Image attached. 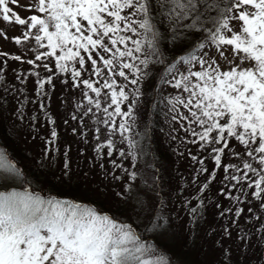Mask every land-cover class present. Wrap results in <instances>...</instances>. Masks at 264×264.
Returning a JSON list of instances; mask_svg holds the SVG:
<instances>
[{
	"label": "snow or ice",
	"instance_id": "snow-or-ice-1",
	"mask_svg": "<svg viewBox=\"0 0 264 264\" xmlns=\"http://www.w3.org/2000/svg\"><path fill=\"white\" fill-rule=\"evenodd\" d=\"M0 21L22 29L0 28L18 46L0 51V118L17 134L49 126L27 165L0 143V264H170L198 241L205 264H264V0H0ZM57 82L63 124L126 222L17 190L33 172L71 178ZM156 132L188 175L146 159Z\"/></svg>",
	"mask_w": 264,
	"mask_h": 264
},
{
	"label": "rangeland",
	"instance_id": "rangeland-1",
	"mask_svg": "<svg viewBox=\"0 0 264 264\" xmlns=\"http://www.w3.org/2000/svg\"><path fill=\"white\" fill-rule=\"evenodd\" d=\"M21 4H27L30 2V0H20ZM16 11L20 13L22 17H26L30 15L31 13L22 10L21 8H16ZM0 28L7 29L8 30V35L9 37L15 36L20 34L22 31L21 28L15 26V25H9L5 22L0 21ZM30 46H34L30 45ZM0 50L8 51V52H17L18 46L14 45L10 41H5L3 39H0ZM31 56V53H29V57ZM25 67V66H24ZM60 93H61V88L59 82L57 83L56 87V92L53 94L51 100H52V107L50 108V114L53 115V117L56 120V129L59 133V146L61 148V151H63L65 145L70 146L71 148V153H70V159L72 160V175L71 178H65L62 183H58L57 186L55 187L52 182L55 180L58 181L59 179V172H55V179L52 178L51 175L44 177V176H39V179L41 181H44L42 184L40 183V180H36L35 183H33L31 180L29 182V185H24V186H18L17 190L23 191L24 187H29V191H38L45 199H48L50 196H54L57 199L60 200H69L73 203H80L83 204L87 207L88 206L86 203L82 201H72L68 197H63L61 193H57V189L60 188V186H69L71 182H78L80 185L78 186L77 184L73 183L70 184L72 185L76 190L74 192H70V196L81 199V198H91L95 199L98 203L103 208H106L105 210H110L113 212L115 219L117 222H126L128 220V212L127 210L120 205L118 202L111 198H106L102 193L104 192V184L106 181L101 180L100 175L98 173V167L97 170L93 172H89V164L87 163V158L92 155L91 149L88 148L87 151V156H80L79 155V149L84 148L85 145L81 142H79L78 138L76 136L72 135V128L77 127L75 123H73L71 120H69V124L67 127L64 126L63 124V119L65 118L64 116V109L60 107ZM178 126V125H177ZM38 131V129H37ZM49 134V126L46 129H42L40 132H33L28 134L27 137L23 134V132L19 133L16 138L12 141H10V148L7 150L9 151V156L11 158H14L15 160L19 161L22 164L27 165L28 164V158L41 151L43 148V138L48 137ZM157 145V143H156ZM11 146H14L15 149L18 151L16 153V157H14V153L11 149ZM158 146V145H157ZM193 154L196 152V148L190 146ZM24 154V156L22 155ZM152 163H157L156 161H151ZM106 163V162H105ZM78 168L80 170H78ZM87 174V175H86ZM66 183H68L66 185ZM48 184V185H47ZM46 185V186H45ZM60 185V186H59ZM10 190V189H5ZM66 191V189H65ZM221 200H223V197H221ZM95 209V208H93ZM96 210V209H95ZM97 214L99 215H104V213L99 212L98 210ZM210 211V210H209ZM111 218V217H110ZM209 220L211 222V215L209 214ZM243 222V221H241ZM146 233H140L141 239L146 238ZM200 245H203V247H200ZM161 247H164L161 245ZM198 248L202 249V252L200 250V254L197 255V251L193 256H190L188 259H183L182 254L184 251H188L189 248H180L178 249H173L169 254V260L170 264H174L175 261L178 262L180 260L183 261V264H205V261L208 259V256L206 255L208 251V244L205 243L204 241H198L197 246ZM194 247V248H196ZM194 248H191L194 249ZM183 250V252H182ZM175 260V261H174Z\"/></svg>",
	"mask_w": 264,
	"mask_h": 264
},
{
	"label": "trees",
	"instance_id": "trees-1",
	"mask_svg": "<svg viewBox=\"0 0 264 264\" xmlns=\"http://www.w3.org/2000/svg\"><path fill=\"white\" fill-rule=\"evenodd\" d=\"M0 51H4V50H0ZM11 53H14V52H11ZM25 66V67H24ZM23 67L25 69L28 68L27 65H24ZM19 67L18 64H14V63H11L10 62V68H9V74H8V79L10 80L12 78V74H11V69L12 68H17ZM58 83V82H57ZM28 88L31 89L32 88V84L31 82H29L28 84ZM52 107V100H51V103H50V106H49V111H50V108ZM12 121L9 120V119H6V118H0V143H2L5 148H6V151L8 152L9 154V151L7 150L8 148H10V141L14 140L16 138V136L18 135L17 133H15L13 130H12ZM48 126L46 124H43L42 122V125H38L37 126V129L38 131L40 132L42 129H46ZM154 127H164V130L165 132L168 131L167 129V126L163 124V118L160 117L158 120H157V123L154 125ZM177 128H179V125L176 126ZM36 131V132H38ZM33 133V132H32ZM23 134L25 135V137L28 136V132L27 130L23 131ZM156 141L154 144H152L150 146L151 148V153H150V157L146 158V159H150L151 161H156L157 163L158 162H162L165 167L167 168V171L168 173L172 176L173 179L176 178V176L178 175V172H177V169H179L180 172H183L185 175H188V168H187V165L188 163H190V161H185V160H177V156L176 155H173L172 151L170 150L169 146H168V142H164L165 141V137L160 133V132H156ZM180 135H183V133H180ZM157 143V145H156ZM172 147L173 148H176L177 145L176 144H172ZM190 147V146H189ZM193 147V146H192ZM195 148V147H194ZM11 149L14 153V157H16V153H18V151L15 149L14 146H11ZM179 150H183V147H181ZM24 156V154H22ZM209 167H211V165L209 164ZM32 176L34 177H37L36 180H40L39 179V174L36 173V172H33L31 173ZM59 180V179H58ZM44 181H41L40 180V183L42 184ZM54 184V186L56 187L58 183L57 180H55L54 182H52ZM77 184L78 186L80 185V183L78 184V182L74 181V182H71L70 184ZM68 183H66L67 185ZM69 186H60L59 189H57V193H61L63 195V197H68L70 200L72 201H82L84 203H86L88 206H92V208H95L96 210L100 211V212H104L106 213L107 215H109L111 218L115 217L114 213L111 212L110 210H105L106 208H103L100 203H98L95 199H91V198H81V199H77V198H74V197H71L69 194L70 192H74L76 189L70 185ZM48 185V184H47ZM46 186V185H45ZM29 188V187H28ZM66 189V191H65ZM212 189L215 190L216 189V185L214 184L212 186ZM213 210H210L209 211V214L211 215ZM142 237V236H141ZM179 250V249H178ZM200 250L202 252V249L201 248H194V249H188V251H184L182 250L183 253L182 254V258L183 259H188L190 256H193L196 251H197V255L200 254ZM175 261V260H174ZM174 264H177V262L175 261Z\"/></svg>",
	"mask_w": 264,
	"mask_h": 264
}]
</instances>
